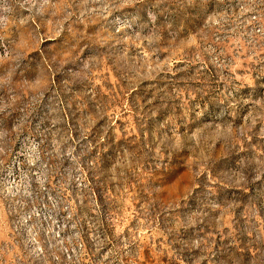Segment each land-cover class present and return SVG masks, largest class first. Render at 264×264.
Listing matches in <instances>:
<instances>
[{
	"label": "rangeland",
	"instance_id": "obj_1",
	"mask_svg": "<svg viewBox=\"0 0 264 264\" xmlns=\"http://www.w3.org/2000/svg\"><path fill=\"white\" fill-rule=\"evenodd\" d=\"M13 208L19 264H264V0H0Z\"/></svg>",
	"mask_w": 264,
	"mask_h": 264
},
{
	"label": "built area",
	"instance_id": "obj_2",
	"mask_svg": "<svg viewBox=\"0 0 264 264\" xmlns=\"http://www.w3.org/2000/svg\"><path fill=\"white\" fill-rule=\"evenodd\" d=\"M10 215V223L11 228L10 232L8 233L9 244H4L0 240V264H19L20 258V251L18 249L19 241L21 239H25L32 243V250L29 253L32 255L39 256L42 254V249L36 242V233L31 234L30 228H27V225L32 222L31 215L34 218L33 213L31 215L28 213L27 216L25 215L26 212H21L17 208H13L12 210H8ZM24 224V227H20L18 225ZM24 232L23 230H26ZM29 232V233H28ZM55 237H60L59 232L55 234ZM62 254V251L60 252ZM55 260H58L57 256H53Z\"/></svg>",
	"mask_w": 264,
	"mask_h": 264
},
{
	"label": "clouds",
	"instance_id": "obj_3",
	"mask_svg": "<svg viewBox=\"0 0 264 264\" xmlns=\"http://www.w3.org/2000/svg\"><path fill=\"white\" fill-rule=\"evenodd\" d=\"M198 115H199V113H198ZM158 166H159V164H158Z\"/></svg>",
	"mask_w": 264,
	"mask_h": 264
}]
</instances>
